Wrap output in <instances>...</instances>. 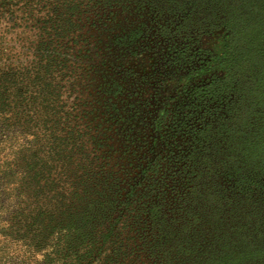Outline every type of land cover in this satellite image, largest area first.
Masks as SVG:
<instances>
[{
  "label": "trees",
  "instance_id": "1",
  "mask_svg": "<svg viewBox=\"0 0 264 264\" xmlns=\"http://www.w3.org/2000/svg\"><path fill=\"white\" fill-rule=\"evenodd\" d=\"M129 18L168 53L150 135L115 103L108 156L54 73L89 24L134 43ZM0 25V264H264V0H0Z\"/></svg>",
  "mask_w": 264,
  "mask_h": 264
},
{
  "label": "rangeland",
  "instance_id": "2",
  "mask_svg": "<svg viewBox=\"0 0 264 264\" xmlns=\"http://www.w3.org/2000/svg\"><path fill=\"white\" fill-rule=\"evenodd\" d=\"M128 22L135 24L131 30H142L141 37L134 43L120 49L116 48L109 54V37L112 36V30H109V26L95 29L89 24L84 28V37L78 41L76 52L71 54V61L68 64L70 71L60 67L54 73L53 84L57 85L56 92H59L60 101L65 110L73 114L74 125L85 128L89 133L88 139H93L97 145L100 146L101 141L104 147L100 146V150L108 156L109 134L116 130L115 122L109 117L114 114L115 103L118 108L126 107L131 103L132 106L128 111L131 123L143 132L141 137L150 135L152 129L143 127L142 123H146L149 117L150 112L147 110L156 105L154 103L156 100L149 101V96L156 85L153 80L142 81L140 78L142 75H151L158 61H163V57L165 58L168 53L166 43H162L159 39L160 43L157 47L155 35L152 32L144 33L143 28L137 27L139 22L144 23L142 20L129 18ZM118 31L121 32L117 30V33ZM227 36L225 30L207 33L201 37L199 47L205 51H211L214 56L221 57L225 53ZM0 37H3L0 40V45L2 43L0 49L10 51L16 47L2 25H0ZM128 70L132 73L127 74ZM72 80L76 83L75 93L69 87ZM115 86L122 87L121 95L115 96L113 93ZM109 106L112 107L109 108ZM140 112L141 118L138 117ZM109 127L112 131H109Z\"/></svg>",
  "mask_w": 264,
  "mask_h": 264
}]
</instances>
